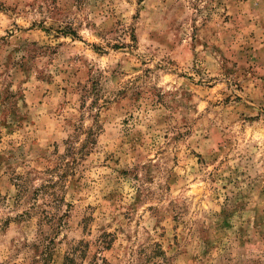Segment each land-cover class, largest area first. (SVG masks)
<instances>
[{"label": "rangeland", "instance_id": "374dc122", "mask_svg": "<svg viewBox=\"0 0 264 264\" xmlns=\"http://www.w3.org/2000/svg\"><path fill=\"white\" fill-rule=\"evenodd\" d=\"M0 264H264V0H0Z\"/></svg>", "mask_w": 264, "mask_h": 264}, {"label": "trees", "instance_id": "16d2710c", "mask_svg": "<svg viewBox=\"0 0 264 264\" xmlns=\"http://www.w3.org/2000/svg\"><path fill=\"white\" fill-rule=\"evenodd\" d=\"M67 258V257H66ZM103 261H104V259H103Z\"/></svg>", "mask_w": 264, "mask_h": 264}]
</instances>
